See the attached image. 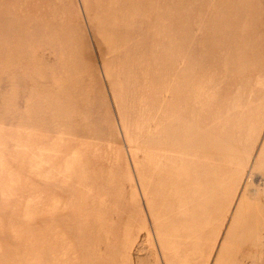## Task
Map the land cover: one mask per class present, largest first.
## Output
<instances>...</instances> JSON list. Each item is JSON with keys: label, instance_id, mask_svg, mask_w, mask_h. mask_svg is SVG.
Listing matches in <instances>:
<instances>
[{"label": "rangeland", "instance_id": "374dc122", "mask_svg": "<svg viewBox=\"0 0 264 264\" xmlns=\"http://www.w3.org/2000/svg\"><path fill=\"white\" fill-rule=\"evenodd\" d=\"M0 264H264V0H0Z\"/></svg>", "mask_w": 264, "mask_h": 264}]
</instances>
